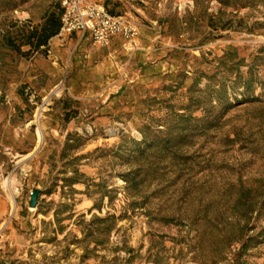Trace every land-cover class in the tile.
<instances>
[{"label": "rangeland", "instance_id": "obj_1", "mask_svg": "<svg viewBox=\"0 0 264 264\" xmlns=\"http://www.w3.org/2000/svg\"><path fill=\"white\" fill-rule=\"evenodd\" d=\"M86 1L137 35L0 0V264H264V0Z\"/></svg>", "mask_w": 264, "mask_h": 264}, {"label": "built area", "instance_id": "obj_2", "mask_svg": "<svg viewBox=\"0 0 264 264\" xmlns=\"http://www.w3.org/2000/svg\"><path fill=\"white\" fill-rule=\"evenodd\" d=\"M63 8L60 34L82 32L95 43L103 44L114 35L133 38L137 31L123 17L113 16L105 8L86 0H60Z\"/></svg>", "mask_w": 264, "mask_h": 264}, {"label": "trees", "instance_id": "obj_3", "mask_svg": "<svg viewBox=\"0 0 264 264\" xmlns=\"http://www.w3.org/2000/svg\"><path fill=\"white\" fill-rule=\"evenodd\" d=\"M62 15L63 8L60 4L54 5V11L49 12L45 18L42 25L38 27L30 28L27 25L18 26V24L14 25L16 28V34L14 37L5 36L4 46L17 55L23 57L32 56L38 52L48 50V46L50 41L60 34V30L62 27ZM29 46L30 50L27 52H22V47ZM252 80L247 79L243 83V87L245 89L249 88ZM246 214L248 212L245 211ZM254 212V207L249 211ZM247 243V242H246ZM246 243L244 246H246Z\"/></svg>", "mask_w": 264, "mask_h": 264}, {"label": "bare ground", "instance_id": "obj_4", "mask_svg": "<svg viewBox=\"0 0 264 264\" xmlns=\"http://www.w3.org/2000/svg\"><path fill=\"white\" fill-rule=\"evenodd\" d=\"M37 135H38V138L41 140L42 135H41L40 130L37 131ZM9 185L10 184L7 181L4 182V186L6 187L8 186L11 189ZM10 203H11V211L15 212L16 211V201H15V195H14L13 190H11Z\"/></svg>", "mask_w": 264, "mask_h": 264}, {"label": "water", "instance_id": "obj_5", "mask_svg": "<svg viewBox=\"0 0 264 264\" xmlns=\"http://www.w3.org/2000/svg\"><path fill=\"white\" fill-rule=\"evenodd\" d=\"M38 196H39V192L38 191H34L31 194V197H30L31 198V200H30V208H36Z\"/></svg>", "mask_w": 264, "mask_h": 264}]
</instances>
